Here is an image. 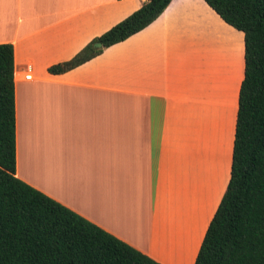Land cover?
<instances>
[{
  "label": "crops",
  "instance_id": "crops-1",
  "mask_svg": "<svg viewBox=\"0 0 264 264\" xmlns=\"http://www.w3.org/2000/svg\"><path fill=\"white\" fill-rule=\"evenodd\" d=\"M143 1L0 0L15 175L162 264H194L230 178L244 33L205 0H170L126 39L47 70Z\"/></svg>",
  "mask_w": 264,
  "mask_h": 264
},
{
  "label": "trees",
  "instance_id": "trees-1",
  "mask_svg": "<svg viewBox=\"0 0 264 264\" xmlns=\"http://www.w3.org/2000/svg\"><path fill=\"white\" fill-rule=\"evenodd\" d=\"M170 0H144L70 59L66 72L155 20ZM244 33L230 178L194 264H264V0H205ZM96 41L101 47L87 51ZM0 264H162L15 175L14 50L0 43Z\"/></svg>",
  "mask_w": 264,
  "mask_h": 264
},
{
  "label": "water",
  "instance_id": "water-1",
  "mask_svg": "<svg viewBox=\"0 0 264 264\" xmlns=\"http://www.w3.org/2000/svg\"><path fill=\"white\" fill-rule=\"evenodd\" d=\"M101 47V42L96 41L92 44V47L87 51V54H92L94 49L100 48Z\"/></svg>",
  "mask_w": 264,
  "mask_h": 264
},
{
  "label": "built area",
  "instance_id": "built-area-1",
  "mask_svg": "<svg viewBox=\"0 0 264 264\" xmlns=\"http://www.w3.org/2000/svg\"><path fill=\"white\" fill-rule=\"evenodd\" d=\"M30 76H31L30 73L26 74V77H27V78H29Z\"/></svg>",
  "mask_w": 264,
  "mask_h": 264
}]
</instances>
